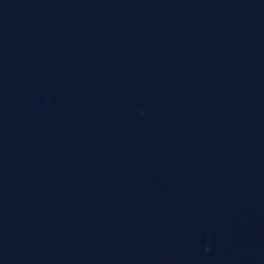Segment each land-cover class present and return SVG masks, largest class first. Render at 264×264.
Wrapping results in <instances>:
<instances>
[{"label":"water","instance_id":"obj_1","mask_svg":"<svg viewBox=\"0 0 264 264\" xmlns=\"http://www.w3.org/2000/svg\"><path fill=\"white\" fill-rule=\"evenodd\" d=\"M0 264H264V0H0Z\"/></svg>","mask_w":264,"mask_h":264}]
</instances>
